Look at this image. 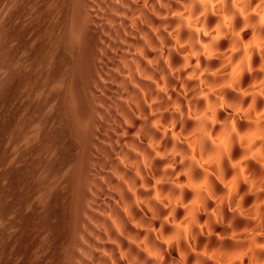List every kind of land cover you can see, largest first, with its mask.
<instances>
[{"label": "bare ground", "instance_id": "6f19581e", "mask_svg": "<svg viewBox=\"0 0 264 264\" xmlns=\"http://www.w3.org/2000/svg\"><path fill=\"white\" fill-rule=\"evenodd\" d=\"M139 2L146 45H129L155 116L140 113L170 132L121 141L140 155L121 151L135 170L107 182L126 216L99 205L120 231L104 249L113 264H264V0Z\"/></svg>", "mask_w": 264, "mask_h": 264}, {"label": "rangeland", "instance_id": "374dc122", "mask_svg": "<svg viewBox=\"0 0 264 264\" xmlns=\"http://www.w3.org/2000/svg\"><path fill=\"white\" fill-rule=\"evenodd\" d=\"M126 1L0 0V264H113L119 226L99 205L126 216L107 183L135 170L121 141L170 132L143 122L142 107L155 114L129 42L146 45L150 8L137 1V17Z\"/></svg>", "mask_w": 264, "mask_h": 264}]
</instances>
